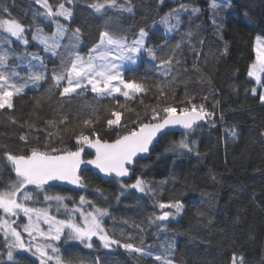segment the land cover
Returning a JSON list of instances; mask_svg holds the SVG:
<instances>
[{
	"label": "snow or ice",
	"instance_id": "1",
	"mask_svg": "<svg viewBox=\"0 0 264 264\" xmlns=\"http://www.w3.org/2000/svg\"><path fill=\"white\" fill-rule=\"evenodd\" d=\"M165 2L157 0V6L162 7ZM172 2L176 3V0ZM32 3L38 7L32 14L33 23L26 26L11 18L8 7L0 0V110H12L14 98L23 96L30 88L39 89L45 83L49 84L46 89L49 95L55 93L59 96L61 112L65 102L84 100L88 94H92L95 103L85 101L82 104L87 114L83 111L77 113V124L71 128L68 127V115L63 114L59 120L44 121L43 129L27 122L20 124V127L28 128L27 133L19 136L24 146L18 152H3L7 177L0 171V264H19L17 252L31 254L39 264H85L84 259L73 254L71 249L82 245L97 251L94 248L97 243L105 254L95 255L93 264H107V253L120 248L137 259L151 258L153 264H174L171 254L175 241L166 243L160 254L153 255L144 244L141 224L133 225L138 229V235H126L121 231L120 238H116L117 233L105 227V218L111 215L109 207H101L83 194L76 200L50 190L71 185L73 190L86 191L88 184L82 166H92L105 178L118 181L117 202L129 189L155 196L158 187L142 176H137L132 184L123 183L125 178L131 177L137 160L144 158L142 154L149 153L170 127L179 126L190 132L201 122H207L213 128L216 126V113L209 111L203 103L197 104L196 97L189 96L187 91L185 99L178 104L168 103L170 92L175 99L172 86L178 87L181 76L190 70L196 72L197 79L203 82L204 77L196 62L200 58L203 40L193 43L191 28L180 33L183 17L187 16L191 24L202 9L185 3L170 8L151 27V31L163 27L162 43L154 45H149L150 31L144 27L132 34L130 27L120 26L109 16L99 26L96 38L88 47L81 26L70 27L76 20L73 9L78 0H60L55 6L49 0H32ZM232 6V0L209 2L211 23L220 39H223V22L219 13ZM88 7L101 16H106L109 10L120 15H134L136 11L133 0H90ZM5 15L7 18H3ZM37 22H43L52 30L46 32ZM29 33L38 51H28ZM176 35H180V39L170 44ZM14 43L23 46V51H17ZM185 46L195 57L191 69L181 59ZM227 50L228 42L224 41L223 52ZM255 53V61L249 66L247 76L254 78L255 84L264 89V36L255 37ZM144 62L149 63L154 71L143 75L134 71ZM248 91L264 106V91H259L256 86ZM149 94L154 103L145 105L143 97ZM105 99L109 101L108 106L102 104ZM201 99L206 100L207 96ZM34 104H39V98H34ZM218 104L219 101L214 102L213 107ZM137 108L143 109V115ZM8 119L13 124L18 123L14 116ZM219 119L223 121L222 113ZM33 131L43 132V139L40 135L30 138ZM109 133H115V138L105 139ZM228 135L235 140L239 133L233 127ZM260 136L264 139V131ZM69 139L73 142L72 148L67 147ZM88 150H94V153L90 154ZM192 150L193 145L185 139L167 149L189 153ZM89 155L91 158L86 159ZM212 175L214 178V173ZM159 183L163 185L167 181ZM94 191L103 197L99 186ZM202 195L211 197L213 194L204 192ZM154 203L160 211L147 217V224L165 231L167 223L185 210L184 202L178 198ZM196 215L205 214L197 210ZM25 218L26 222H23ZM240 222L241 210L237 209L236 216L220 230L221 233L236 228ZM248 231L251 233L252 226ZM136 239L139 244L123 242ZM61 245H66L63 251ZM231 264H245L243 255L238 257L233 253ZM260 264H264V259Z\"/></svg>",
	"mask_w": 264,
	"mask_h": 264
},
{
	"label": "trees",
	"instance_id": "2",
	"mask_svg": "<svg viewBox=\"0 0 264 264\" xmlns=\"http://www.w3.org/2000/svg\"><path fill=\"white\" fill-rule=\"evenodd\" d=\"M59 2L60 0H49L54 6ZM89 2L90 0H78L73 9L76 20L70 25L73 28L81 26L84 42L88 47L96 38L99 26L109 16L120 26L130 27L132 34L144 27L150 31L149 45H154L162 43L164 33L162 28L151 31V27L170 8L177 7L179 3L201 8L202 11L191 24L188 23L187 16L183 17L184 24L180 33L191 28L194 33L193 43L203 40L200 58L196 61L204 77L203 82L197 79L196 72L190 70L181 76L178 87L172 86L175 99L173 100L170 92L168 103L178 104L185 99L187 91L189 96L196 97L197 104L203 103L209 111L216 113V126L213 128L204 122L190 132L168 131L159 137L147 157L137 160L131 177L124 179L123 183L127 184L137 176H142L158 187L155 196L129 189L117 202L116 196L120 192L118 181L104 179L90 168H85L83 172L88 184L86 191L58 187L50 192L70 195L76 200L83 194L88 199L95 200L99 206L109 207L111 215L105 218V227L115 231L116 238H120L121 231L126 235H138V229L133 225L141 224L144 228V244L153 255L160 254L166 243L175 241V249L171 254L174 264H231L233 253L243 255L245 264H260L261 259H264V139L260 136V132L264 131V106L248 91L255 86V82L247 76V71L254 57L253 39L256 34L263 32L264 0H232V8L221 10L219 17L223 22V39L216 35L215 26L211 23L210 0H176V3L166 0L162 7L157 6V0H133L136 5L134 15H120L115 10H109L106 16L94 14L88 7ZM2 3L8 7L11 18L26 26L33 23L32 14L38 6L32 0H2ZM81 21L86 23L82 24ZM37 24L51 30L43 22ZM35 26L37 25L33 27ZM178 39L180 35L169 42L174 44ZM224 41L228 42L226 53L223 52ZM13 47L17 51H23V46L16 43ZM38 50L35 43L31 42L28 51ZM41 55L45 54L41 52ZM181 59L191 69L195 57L186 46L182 49ZM134 71L141 75L146 72L150 74L154 68L144 62ZM48 87L49 84L45 83L39 89L30 88L23 96L14 98L12 110H0V171L6 177L7 166L2 159L3 152H18L24 146L19 136L28 132V128H22L20 124L27 122L37 129H43L44 121L59 120L63 114L68 115V127L71 128L77 124V113L83 111L87 114L82 104L85 101L95 103L92 94H88L84 100L73 99L70 104L65 102L61 112L59 96L55 93L49 95L46 92ZM203 96H207V99L202 100ZM34 98H39V104H34ZM143 99L145 105L154 103L151 94ZM216 101L219 104L214 108ZM102 104L108 106L109 101L105 99ZM137 111L143 115V109L137 108ZM221 113L223 121L219 119ZM11 116L16 117L18 123H11L8 119ZM233 127L239 133L235 140L228 135ZM218 131L222 132L226 149L218 148L214 152L211 147L214 139H217ZM60 132L61 135L64 134L62 129ZM32 135H40L43 139L44 134L33 131L30 138ZM104 138L113 139L115 133H109ZM181 139L193 145L192 152L167 151ZM66 143L67 147H73L70 139ZM160 181L167 183L160 185ZM97 186L103 190V197L95 193ZM204 192L213 195L204 196ZM177 198L184 202L185 210L167 223L166 231L147 224V217L153 213L159 214L160 211L154 202L166 203ZM237 209L241 210V222L236 228H228L226 233H221L220 230L236 216ZM197 210L205 215L197 216ZM250 226L251 233L248 231ZM123 242L139 244V239ZM65 247L66 245H61L62 251ZM71 251L83 258L85 264H93L95 255L105 254V250H99V247L94 251L82 245L73 247ZM15 255L19 264H39L38 259L27 252H17ZM107 264H153V260L137 259L120 248L107 253Z\"/></svg>",
	"mask_w": 264,
	"mask_h": 264
},
{
	"label": "rangeland",
	"instance_id": "3",
	"mask_svg": "<svg viewBox=\"0 0 264 264\" xmlns=\"http://www.w3.org/2000/svg\"><path fill=\"white\" fill-rule=\"evenodd\" d=\"M261 25H262V23H261ZM159 28H162L163 29V27L162 26H158ZM46 32H50L51 30H48V29H44ZM147 31V30H146ZM257 35H261V36H264V27H263V32H260V33H258V34H256L255 35V37L257 36ZM255 37H254V39H253V42H254V44H253V53H254V57H253V59L250 61V65L255 61V56H256V53H255ZM29 39H30V33H29ZM30 43H31V39H30ZM249 65V66H250ZM50 66V65H49ZM251 78V77H250ZM253 80H254V78H252ZM254 82H255V80H254ZM255 86L258 88V90L259 91H264V89H260L259 88V85H256L255 84ZM217 137V139H214V141H213V143H212V147H211V151H216L218 148H220V149H226V146H225V142H224V140L222 139V132L221 131H218V134L216 135ZM135 181V180H134ZM134 181H131V182H129V183H127V184H132V183H134ZM35 206H43V205H35ZM69 206H71V204L69 205ZM60 218H64L63 216H61ZM23 222H26V218L24 219V221ZM95 239V238H94ZM99 247V244L98 245H94V248L95 249H97L98 247ZM29 254V253H28ZM31 255V254H30ZM239 257V256H238Z\"/></svg>",
	"mask_w": 264,
	"mask_h": 264
},
{
	"label": "water",
	"instance_id": "4",
	"mask_svg": "<svg viewBox=\"0 0 264 264\" xmlns=\"http://www.w3.org/2000/svg\"><path fill=\"white\" fill-rule=\"evenodd\" d=\"M147 122V121H146ZM201 123H204V122H201ZM200 125V124H199ZM178 130H180V131H185V130H183L182 128H180L179 126H173V127H170L169 129H166L165 130V133H168V131H178ZM155 144H156V142H155ZM154 144V145H155ZM88 152L90 153V154H93L94 153V150H88ZM143 155V157L145 158V157H147V155H148V153L147 154H142ZM86 159L87 158H91V155H90V157H85ZM82 168H90L91 170H93L94 172L96 171L101 177H103L104 179H106L102 174H100L99 172H98V170H96V169H94L92 166H82ZM133 172V171H132ZM108 179V178H107ZM125 179H127V178H125ZM66 189H69V190H72V191H74L73 190V186H71V185H65L64 186ZM75 191H79V190H75Z\"/></svg>",
	"mask_w": 264,
	"mask_h": 264
}]
</instances>
